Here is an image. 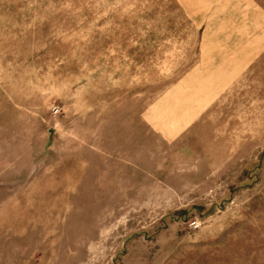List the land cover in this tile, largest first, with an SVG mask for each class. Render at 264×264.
<instances>
[{
    "label": "rangeland",
    "instance_id": "obj_1",
    "mask_svg": "<svg viewBox=\"0 0 264 264\" xmlns=\"http://www.w3.org/2000/svg\"><path fill=\"white\" fill-rule=\"evenodd\" d=\"M0 264H264V0H0Z\"/></svg>",
    "mask_w": 264,
    "mask_h": 264
},
{
    "label": "built area",
    "instance_id": "obj_2",
    "mask_svg": "<svg viewBox=\"0 0 264 264\" xmlns=\"http://www.w3.org/2000/svg\"><path fill=\"white\" fill-rule=\"evenodd\" d=\"M53 110H54V112H57V108L56 107ZM192 226L196 227V223H193Z\"/></svg>",
    "mask_w": 264,
    "mask_h": 264
}]
</instances>
